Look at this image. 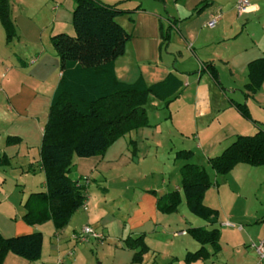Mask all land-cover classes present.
<instances>
[{
	"label": "crops",
	"instance_id": "1",
	"mask_svg": "<svg viewBox=\"0 0 264 264\" xmlns=\"http://www.w3.org/2000/svg\"><path fill=\"white\" fill-rule=\"evenodd\" d=\"M100 1L126 11L117 21L132 35L125 55L115 62L117 78L132 83L142 77L153 85L175 75L183 82L174 99L178 108L168 115L163 110L169 106L152 97L160 103L155 101L159 108L152 119L149 116V126L119 138L103 156L75 160L73 178L91 181L85 205L65 228L56 230L51 221L28 225L23 220L28 197L46 190L41 157L34 150L40 155L43 129L62 74L51 39L59 33L74 34L75 3L10 0L17 30L11 42L0 19V156L10 162L0 168V233L11 238L41 232L44 240L39 260L9 254L3 264H89L94 256L100 264H187L186 255L201 248L188 233L196 226L187 216L173 226L159 212L158 199L181 191V169L190 161L176 157L172 161L162 157L163 152L170 147L171 153L186 150L195 157L197 151L188 145L192 135L203 157H215L218 146L228 148L249 128L234 103L248 105L249 123L264 125V83L255 95L245 97L248 66L264 58V0H248L250 11L241 17L236 8L239 0ZM205 1L210 4L196 13ZM208 65L217 69L218 82ZM9 138L19 141L9 144ZM132 141L137 143V158ZM147 177L152 183L138 186ZM216 181L204 203L219 212V221L213 226L206 222L203 228L220 230V249L215 252L209 246L212 256L192 264H264L254 248L264 239L263 205L262 209L243 206V181L229 191ZM85 226L93 227L102 239L89 236L85 242L76 241ZM142 234L149 252L142 263H135V251L125 248L123 241Z\"/></svg>",
	"mask_w": 264,
	"mask_h": 264
},
{
	"label": "trees",
	"instance_id": "2",
	"mask_svg": "<svg viewBox=\"0 0 264 264\" xmlns=\"http://www.w3.org/2000/svg\"><path fill=\"white\" fill-rule=\"evenodd\" d=\"M74 34L52 36V44L60 57L61 79L52 97L47 123L43 129L40 150L41 166L45 174L46 190L32 193L26 203L23 220L28 225L53 222L56 230L65 228L73 215L86 203L88 177L73 178L75 160L103 156L121 137L133 130L150 125L147 104L152 97L165 102V107L180 94L183 82L175 75L153 85L140 77L135 82L119 80L115 62L125 55L132 38L117 18L126 11L100 0H74ZM210 3L203 2L196 10L202 12ZM0 19L7 34V42L16 36L10 0H0ZM169 39V33L165 34ZM218 82V71L208 65ZM249 83L246 99L255 95L264 83V58L248 66ZM246 119H251L246 103H234ZM19 139L9 138L8 143ZM134 158L138 157L137 143L131 142ZM192 151H179L177 160H189ZM208 163L217 175L229 174L237 165L264 166V130L254 135H238L222 154L210 157ZM10 164L7 156H0V168ZM181 191L176 190L158 199L163 214L177 212L186 200L189 210L209 225L219 221V212L204 203L206 193L214 186L203 166L187 163L181 169ZM188 233L201 244L196 252H189L185 262L192 264L208 260V247L219 251L221 232L192 227ZM43 234L35 232L5 238L0 233V264L9 254L33 262L41 258ZM124 247L135 251L133 261L142 263L149 252L146 235L128 237Z\"/></svg>",
	"mask_w": 264,
	"mask_h": 264
},
{
	"label": "rangeland",
	"instance_id": "3",
	"mask_svg": "<svg viewBox=\"0 0 264 264\" xmlns=\"http://www.w3.org/2000/svg\"><path fill=\"white\" fill-rule=\"evenodd\" d=\"M13 17V16H12ZM159 102L158 100H151L148 102L147 104V112H148V116L151 117L154 115V113L157 114L158 108H157V102ZM160 103V102H159ZM180 104H183V101L180 100ZM179 102H177L176 100H174L170 105L169 108L164 109L163 111L165 112L167 110V114L170 115L171 110L176 111L178 108ZM162 111V112H163ZM161 112V113H162ZM244 123H246L248 125L249 128L247 129H243V133H241V135H254L256 134L260 129L264 130V125H257L254 123H249L247 119L243 118ZM195 120V117L194 119ZM199 121L201 122V124L203 123L200 119ZM170 129L174 130V127L171 126V124H169ZM259 127V129H258ZM178 135V134H177ZM203 141L204 143H207L208 140H205L208 138V136H205V134L203 133ZM190 139H192V143H188V145H193L194 147L192 148L195 152H196V156L190 158L188 161H190L189 163L192 164H198L200 166H203L207 169V171L209 172L210 176H211V180L214 183V185L216 184V180H218L219 183H223L226 184V188L229 191V188L231 186L235 187V188H239V185L241 184V182L243 181V198L240 200V202L243 203V206H247L246 208H255V209H262V207H264V166L263 167H252L249 166L247 164H241L239 165L233 172H231L229 175L222 176V175H217L215 173V171L212 170V168L210 167L209 163H208V158L207 157H203L204 153H203V149L201 150H197L196 149V144L194 143V139L193 136H190ZM169 140V138H165V141ZM176 141H178L176 139ZM166 145V143H165ZM227 146V145H226ZM226 146L224 147V145L222 147L218 146V153H214L213 156H217L222 154V152L224 151L223 147L226 148ZM166 147V146H165ZM170 148V147H169ZM167 149L166 152H163L162 157H172V161H174V157H176V153H171L170 149ZM37 153L36 156L40 157L39 152L35 149L34 150V154ZM203 154V155H202ZM187 161H184L182 164H184ZM181 164V162H178ZM149 164H152L149 163ZM172 166L171 164H169V167ZM172 169V168H171ZM146 172H143L142 174H145ZM142 176V175H141ZM157 177V176H156ZM158 181H161L160 179H157ZM152 183V178L151 177H147L142 179V181L139 183L138 186H146L148 184ZM226 194V193H224ZM113 197V196H112ZM224 197V196H223ZM239 201V199H238ZM187 216L189 218V220L191 222H193V226L196 227H204L207 225L206 221L195 216L188 208L186 200L183 198V202L180 205L179 209L177 212L174 213H170V214H163L162 217H164V219H168L169 222L173 223V226H176V224L181 222V219L183 217ZM183 223V222H181ZM90 261V263H89ZM87 262L89 264H100L101 260H98L96 256L90 258L89 260H87Z\"/></svg>",
	"mask_w": 264,
	"mask_h": 264
},
{
	"label": "built area",
	"instance_id": "4",
	"mask_svg": "<svg viewBox=\"0 0 264 264\" xmlns=\"http://www.w3.org/2000/svg\"><path fill=\"white\" fill-rule=\"evenodd\" d=\"M250 7L251 4L248 0H239L236 7L239 17L247 14L250 11ZM89 236L96 239H102V236L97 233L93 227L85 226L82 228L81 232L75 236V240L78 242H85ZM254 248L258 254L259 261L264 262V239L258 244L254 245Z\"/></svg>",
	"mask_w": 264,
	"mask_h": 264
}]
</instances>
